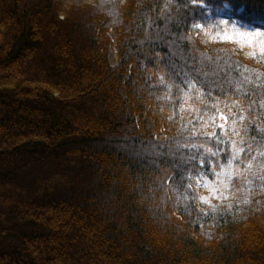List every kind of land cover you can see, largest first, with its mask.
I'll return each mask as SVG.
<instances>
[{"label":"trees","instance_id":"obj_1","mask_svg":"<svg viewBox=\"0 0 264 264\" xmlns=\"http://www.w3.org/2000/svg\"><path fill=\"white\" fill-rule=\"evenodd\" d=\"M84 1L0 0V264H264V0Z\"/></svg>","mask_w":264,"mask_h":264},{"label":"rangeland","instance_id":"obj_2","mask_svg":"<svg viewBox=\"0 0 264 264\" xmlns=\"http://www.w3.org/2000/svg\"><path fill=\"white\" fill-rule=\"evenodd\" d=\"M67 5H77L83 6L86 2L84 0H61ZM260 31L252 32V31H244L237 34L235 37L238 39H246L249 43L255 44L256 46H261L264 42V27L259 29ZM112 38L116 39V35L112 34ZM117 59L116 51L111 50L109 55V61L111 64H115Z\"/></svg>","mask_w":264,"mask_h":264},{"label":"snow or ice","instance_id":"obj_3","mask_svg":"<svg viewBox=\"0 0 264 264\" xmlns=\"http://www.w3.org/2000/svg\"><path fill=\"white\" fill-rule=\"evenodd\" d=\"M223 118V117H222ZM231 162L229 161V164H230Z\"/></svg>","mask_w":264,"mask_h":264}]
</instances>
